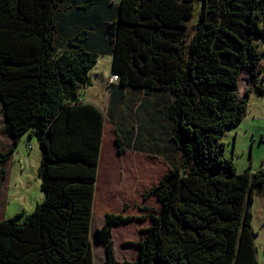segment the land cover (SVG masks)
<instances>
[{
  "label": "trees",
  "instance_id": "trees-1",
  "mask_svg": "<svg viewBox=\"0 0 264 264\" xmlns=\"http://www.w3.org/2000/svg\"><path fill=\"white\" fill-rule=\"evenodd\" d=\"M118 4L108 10V0L107 8L95 0H0L2 132L14 140L0 153V181L28 135L42 153L45 195L31 214L0 221V264H95L91 225L106 119L81 91L92 86L102 54L113 57L119 77L111 84L114 106L129 92L130 103L140 94L167 97L170 141L181 154L142 195L160 208H141L155 214L138 218L152 225L136 262H117L112 230L137 218L106 214L95 231L106 264H259L252 206L264 193V171L240 173L222 138L249 111L251 90L240 96L244 70L264 93V51L256 42L264 40V0ZM132 130L126 142L115 128L120 155L143 148L134 144L141 127Z\"/></svg>",
  "mask_w": 264,
  "mask_h": 264
},
{
  "label": "rangeland",
  "instance_id": "rangeland-1",
  "mask_svg": "<svg viewBox=\"0 0 264 264\" xmlns=\"http://www.w3.org/2000/svg\"><path fill=\"white\" fill-rule=\"evenodd\" d=\"M197 19L196 15L190 27L196 24ZM256 42L260 46L259 49L264 51V40L256 39ZM112 61V56H101L91 72L93 85L81 91L86 101L95 103L104 111L106 119L91 225V243L95 264H106V250L102 244L97 242L95 231L105 225L108 213L137 218L115 226L112 230V240L117 262L133 263L138 260L140 252L138 243L146 237V229L152 225L150 218L144 221L138 218L155 214L142 211L141 208L146 207L154 211L160 208L155 198L145 201L142 195L157 186L161 178L181 162L180 152L170 141L171 124H169L166 109L169 104L167 97L162 94L151 96L140 94L135 95V99L130 103L131 93L129 92L123 98L122 103L115 106L110 103L111 85L109 81L113 76ZM262 65L264 66V56ZM246 74L249 75H243V77L251 82L252 73L249 71ZM244 95V93L241 94V97ZM143 101H146L147 106H144V111L138 110V106H141ZM139 126L142 132L139 137H135L134 144L138 147L142 145V150L131 148L125 154L118 155L115 128L118 127L126 132L125 141L128 142L130 137L128 132L133 129L132 131L136 133ZM28 141L32 143L31 148L28 146ZM247 149L244 157H247L249 162L255 160V169L264 170V140L260 141L256 147ZM15 152L14 159L8 167L7 175L11 190L9 202L6 204L8 211L14 213L13 216L20 209L16 201L19 197L16 185L28 182L30 196L36 202H41L40 197L44 199L39 177L41 150L37 140L35 138L29 140L25 137ZM232 154L233 147L228 148V156ZM239 168L243 170L242 166ZM14 194L16 196L13 197ZM260 194L264 195L263 192ZM259 195H256L252 206L253 226L257 233L255 242L259 264H264V198L257 197ZM34 209H27L26 213L31 214V210Z\"/></svg>",
  "mask_w": 264,
  "mask_h": 264
},
{
  "label": "crops",
  "instance_id": "crops-1",
  "mask_svg": "<svg viewBox=\"0 0 264 264\" xmlns=\"http://www.w3.org/2000/svg\"><path fill=\"white\" fill-rule=\"evenodd\" d=\"M99 1H102L104 5L107 2V0H95L96 4H99V6L100 5L104 6ZM119 1L120 0H108V7H109L108 10H110L112 7L116 8V6L119 5L118 4ZM105 6H104V8H107V6L106 7ZM110 12L111 11H109L108 14H110ZM101 56H106V55L102 54ZM101 56H99V58ZM107 56H111V55H107ZM260 66L264 68V66L262 65V62H261ZM244 75H249V74L245 73ZM260 79L262 80V82H261L262 84H260V85H264V78H261V76H260ZM249 81H250L249 79H245L243 77V80L241 81V84H240V93L241 94L244 93L246 95V92L249 89L251 90L249 93V97H248L249 111H248L247 115L244 117V119L242 120V122L237 127L228 130L222 138V143H223L224 149H225V155L234 161V163H235V165H236V167L240 173H243L247 170H249L251 173L259 172V170H257V168L256 169L254 168L255 160H252L251 162H249V160H247V157L245 158L244 156H246L248 147L254 148V147H256V145H258V143L260 141L264 140V129H263L264 128V126H263L264 125V93H260V92L256 91L255 89H253V85H254L253 79L251 80V82H249ZM109 83H110V81H109ZM92 85H93V81H92ZM110 85H111V83H110ZM90 87H87V88H90ZM87 88L85 90H87ZM245 95L243 97H245ZM81 97H82V95H81ZM81 100L83 102L93 103L91 101H86L83 97L81 98ZM93 104H95V103H93ZM105 122H106V120H105ZM5 125H6V119H5L4 114H3V105L0 102V153H7L9 148L14 143V140L11 137L4 135L2 132ZM104 135H105V133H104ZM25 137L28 138V135L23 136L20 140V143H21L22 139H24ZM231 138H232V140H231ZM225 140H227V141H225ZM28 142H30V141H28ZM30 144L32 146L31 142H30ZM28 146H29V143H28ZM31 146H29V148H31ZM231 147H233V154H232V156H228V148H231ZM14 155H13L12 160L7 164V167H6L7 168V174H8V167L11 165V162L14 159ZM118 155H119V153H118ZM242 157H243V159H242ZM41 158H42V153H41ZM239 165L242 166L241 169H243V170H240L239 167H241V166H239ZM260 171H264V170H260ZM29 187H30V184L28 182H27V184L23 183V185L22 184L16 185V189L18 190V194H19V197H17L16 201H17V205L20 207V209L18 210L17 214L13 216L14 213H12L11 211L9 212L8 207L6 206V204H8V202H9V194H10V190H11V187L9 186L8 175L6 176L5 180L0 181V221H4V220L10 219V218H14L15 216L22 214V213H25V215H28L26 213V212H28L27 209H34V207L36 208L38 203L40 204L44 201L45 195H44V199H43V197L39 198L41 202H36V200L32 196H30V194H29ZM258 195H259V193H258ZM14 196H16V194H14L13 197ZM257 197H263L264 198V195L260 194ZM34 210H31V211L33 212Z\"/></svg>",
  "mask_w": 264,
  "mask_h": 264
},
{
  "label": "water",
  "instance_id": "water-1",
  "mask_svg": "<svg viewBox=\"0 0 264 264\" xmlns=\"http://www.w3.org/2000/svg\"><path fill=\"white\" fill-rule=\"evenodd\" d=\"M245 73H249V71H248V70H244V71L242 72V75H241V78H240V83H241V81H242V79H243V75H244ZM252 79H253V81H255V80L257 79V76H255V75L252 74ZM240 96H241V95H240ZM243 98H245V97H243Z\"/></svg>",
  "mask_w": 264,
  "mask_h": 264
},
{
  "label": "built area",
  "instance_id": "built-area-1",
  "mask_svg": "<svg viewBox=\"0 0 264 264\" xmlns=\"http://www.w3.org/2000/svg\"><path fill=\"white\" fill-rule=\"evenodd\" d=\"M119 81V77L118 76H113L112 78H111V83H117Z\"/></svg>",
  "mask_w": 264,
  "mask_h": 264
},
{
  "label": "clouds",
  "instance_id": "clouds-1",
  "mask_svg": "<svg viewBox=\"0 0 264 264\" xmlns=\"http://www.w3.org/2000/svg\"><path fill=\"white\" fill-rule=\"evenodd\" d=\"M115 76H117V75H115ZM113 77V76H112ZM111 77V78H112ZM243 80V79H242ZM110 81H111V79H110ZM255 82V81H254ZM254 82H253V84H254ZM111 83V82H110ZM111 84H114V83H111ZM241 84V83H240ZM254 86V85H253ZM240 95H241V93H240ZM29 146H31V144H29ZM98 181V180H97Z\"/></svg>",
  "mask_w": 264,
  "mask_h": 264
}]
</instances>
